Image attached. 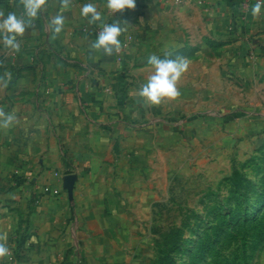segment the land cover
I'll return each instance as SVG.
<instances>
[{"label":"crops","instance_id":"obj_1","mask_svg":"<svg viewBox=\"0 0 264 264\" xmlns=\"http://www.w3.org/2000/svg\"><path fill=\"white\" fill-rule=\"evenodd\" d=\"M86 3L95 4L101 20L81 15ZM233 5L136 0L134 8L114 13L107 0H69L67 8L46 0L32 26L17 35L18 50L0 38V111L15 117L0 125V243L10 250L0 264H48L55 243L80 233L101 191L149 201L150 148L161 125L175 121L182 102H224V92L235 90L215 62L214 44H225L222 55L244 67L247 60L236 51L244 24L264 41V6L243 19ZM10 12L21 15L23 0H0V20ZM58 14L64 17L59 33L49 26ZM113 21L122 26L121 46L107 55L92 44L95 27ZM151 55L189 60L180 94L159 105L140 96L154 71ZM258 56L264 68V53ZM47 185L61 194L45 192Z\"/></svg>","mask_w":264,"mask_h":264},{"label":"rangeland","instance_id":"obj_2","mask_svg":"<svg viewBox=\"0 0 264 264\" xmlns=\"http://www.w3.org/2000/svg\"><path fill=\"white\" fill-rule=\"evenodd\" d=\"M244 28V67L214 44L229 102H182L154 136L149 201L101 191L48 264H264V41Z\"/></svg>","mask_w":264,"mask_h":264},{"label":"clouds","instance_id":"obj_3","mask_svg":"<svg viewBox=\"0 0 264 264\" xmlns=\"http://www.w3.org/2000/svg\"><path fill=\"white\" fill-rule=\"evenodd\" d=\"M45 3L46 0H23V12L21 15L10 12L5 18L0 20V38H2L5 46L17 50L20 48L17 35L24 34L26 28L32 26V18L40 14ZM62 3L64 8L69 6V0H62ZM135 6L136 0H107V7L114 13L134 8ZM262 6H264V0H257L251 9L252 15L258 16ZM81 15L88 18L90 22L101 20V13L97 11L94 3L84 4L81 8ZM63 24L64 17L59 14L49 22V26L53 27L57 33L61 31ZM121 32L122 26L118 21L111 23L102 22L101 30L92 47L97 50L102 49L107 55L113 54L114 51H119ZM148 63L153 66L154 71L140 88V96L144 98L145 103L159 105L165 98L177 97L180 94L177 83L182 74L187 71L189 60L182 56L161 58L157 55H151L148 57ZM0 117H3L0 120V125L3 127H8L15 119L14 115L6 114L3 111H0ZM9 251L6 244L0 243V257L8 255Z\"/></svg>","mask_w":264,"mask_h":264},{"label":"built area","instance_id":"obj_4","mask_svg":"<svg viewBox=\"0 0 264 264\" xmlns=\"http://www.w3.org/2000/svg\"><path fill=\"white\" fill-rule=\"evenodd\" d=\"M198 1L204 2V0H198ZM233 1H234L233 7L238 11V14L242 16L243 19L252 15L251 9L253 5L257 2V0H233ZM101 27L102 25L95 27V32L97 34L101 30ZM131 39H132L131 35H126L124 38L125 41H129ZM44 191L58 196L61 194V190L59 188L50 185L45 186Z\"/></svg>","mask_w":264,"mask_h":264},{"label":"water","instance_id":"obj_5","mask_svg":"<svg viewBox=\"0 0 264 264\" xmlns=\"http://www.w3.org/2000/svg\"><path fill=\"white\" fill-rule=\"evenodd\" d=\"M66 186L69 188L70 191L72 190V187H73V177L72 176H69V178L67 179Z\"/></svg>","mask_w":264,"mask_h":264}]
</instances>
